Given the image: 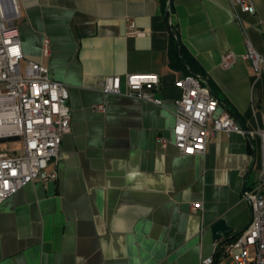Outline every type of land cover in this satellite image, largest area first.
<instances>
[{
  "label": "crops",
  "instance_id": "1",
  "mask_svg": "<svg viewBox=\"0 0 264 264\" xmlns=\"http://www.w3.org/2000/svg\"><path fill=\"white\" fill-rule=\"evenodd\" d=\"M18 1L24 55L67 86L72 129L51 165L58 172L53 194L49 183L35 181L0 204V264L232 262L217 255L227 238L215 240L212 227L225 220L236 237L250 224L244 187L257 179L260 139L219 132L204 154H182L173 128L182 94L176 80L186 71L171 66L169 52L179 39L219 99L217 115L256 131L264 72L242 55L245 37L264 54V0H254L253 13L237 0ZM128 19L146 34L131 36ZM231 51L238 59L225 69L221 59ZM134 72L161 76L162 105L98 86L108 75Z\"/></svg>",
  "mask_w": 264,
  "mask_h": 264
},
{
  "label": "built area",
  "instance_id": "2",
  "mask_svg": "<svg viewBox=\"0 0 264 264\" xmlns=\"http://www.w3.org/2000/svg\"><path fill=\"white\" fill-rule=\"evenodd\" d=\"M237 3L243 12L255 11L254 0H237ZM21 19L18 0H0V137L18 135L23 141L21 152L0 150V204L29 183L48 184L57 179V169L51 165L59 157L63 137L72 129L68 88L51 78L45 64L25 57L18 30ZM128 28L131 36L146 34L132 19H128ZM244 41L246 51L242 57L258 73H263L264 54L255 49L248 37ZM49 53L50 40L44 39L43 55ZM237 59L235 52L225 53L221 66L229 69ZM176 85L182 94L175 103L173 142L182 154H204L209 141L219 132H238L260 139L261 167L255 183L244 191L252 209L250 224L236 238L219 246L217 255L231 258V264H264V119L259 129L249 131L233 115H217L219 99L199 75H183ZM98 86L107 93L163 103L158 96L161 87L158 73L108 75ZM159 142L165 145L167 140L159 137ZM201 209L202 202L192 203L193 212ZM215 259L210 256L201 263L214 264Z\"/></svg>",
  "mask_w": 264,
  "mask_h": 264
},
{
  "label": "water",
  "instance_id": "3",
  "mask_svg": "<svg viewBox=\"0 0 264 264\" xmlns=\"http://www.w3.org/2000/svg\"><path fill=\"white\" fill-rule=\"evenodd\" d=\"M170 2V1H169ZM174 35L177 37V34L174 32ZM178 45H179V55L182 59V62L188 67L183 54H182V47L181 44L178 40ZM20 136L15 135V136H1L0 137V143H4L7 141H15V140H20ZM54 188H55V181H52L49 183V193L53 194L54 192ZM246 189V186L244 187V191ZM212 232H213V237L215 240H221L222 238L226 237L227 239L221 241L219 246H222L223 244H225L226 242H228L230 239L234 238L235 235H230L232 232L231 227H229L227 225V223L225 222V220H220L218 222H216L213 227H212Z\"/></svg>",
  "mask_w": 264,
  "mask_h": 264
},
{
  "label": "trees",
  "instance_id": "4",
  "mask_svg": "<svg viewBox=\"0 0 264 264\" xmlns=\"http://www.w3.org/2000/svg\"><path fill=\"white\" fill-rule=\"evenodd\" d=\"M178 40L179 39L173 37L172 44H171V47H170V52L169 53H170V59H171V63H170L171 66H173L174 68H182V69H184L186 71V75H188V74L196 75L197 74V71L195 70L196 68L192 65V63L188 60V58H186L183 48H182L183 57L185 58V61L189 64V66H190L189 69H187L185 64L182 62V59H181V57L179 55Z\"/></svg>",
  "mask_w": 264,
  "mask_h": 264
},
{
  "label": "rangeland",
  "instance_id": "5",
  "mask_svg": "<svg viewBox=\"0 0 264 264\" xmlns=\"http://www.w3.org/2000/svg\"><path fill=\"white\" fill-rule=\"evenodd\" d=\"M22 147H23V141L22 140H15V141H7V142H4V143H0V150L1 151H7L9 153H18V152H21L22 150ZM257 169H255V172H256ZM253 254V252H252ZM230 259L227 260L226 263L224 264H231L230 263Z\"/></svg>",
  "mask_w": 264,
  "mask_h": 264
}]
</instances>
